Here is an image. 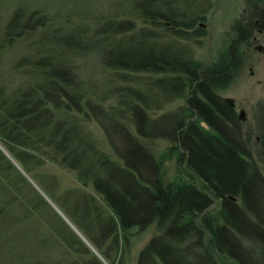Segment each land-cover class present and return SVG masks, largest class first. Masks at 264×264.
I'll return each mask as SVG.
<instances>
[{
	"label": "trees",
	"instance_id": "obj_1",
	"mask_svg": "<svg viewBox=\"0 0 264 264\" xmlns=\"http://www.w3.org/2000/svg\"><path fill=\"white\" fill-rule=\"evenodd\" d=\"M175 2L120 10L136 15L142 27L121 21L125 28L119 31L104 19L93 33L70 30V20L57 26L34 8L27 13L14 7L5 20L0 16V146L25 174L51 165L74 175L81 188L57 197L56 206L108 264H124L132 240L149 231L134 264H264V149L248 146L245 135L248 149L240 150L224 126L231 115L220 99L239 75L241 29L264 14V0H242L234 40L210 61L195 59L189 45L203 36L192 33L202 1L189 8ZM158 27L167 34L163 41L152 31ZM145 33L150 38L135 35ZM173 101L183 103L153 117ZM162 116L164 132L154 134ZM166 163L174 168L169 180L162 175ZM9 166L0 151V174ZM16 173L15 187L27 198L17 206L20 214L0 202V256L9 264H25L27 256L45 264H88L90 254L100 264ZM32 179L54 196L44 178ZM43 207L51 211L45 214L50 228L45 224L49 233L40 238L25 225ZM25 236L46 251L38 244L25 254L3 251V241L22 244Z\"/></svg>",
	"mask_w": 264,
	"mask_h": 264
},
{
	"label": "rangeland",
	"instance_id": "obj_2",
	"mask_svg": "<svg viewBox=\"0 0 264 264\" xmlns=\"http://www.w3.org/2000/svg\"><path fill=\"white\" fill-rule=\"evenodd\" d=\"M155 1L157 0H0V8L6 6V9L4 11L1 12L0 10V16H2V19L5 20L8 17L11 9L14 7L24 9L27 13L31 10V8H34L37 10H43L45 13L42 15L44 16L46 15L47 17L55 18V23L57 24V26H61L65 23L66 20H70L71 23L74 25L69 28L70 30H75L77 29V27H85L93 33L95 23L99 22L100 19H104L105 21H114V29L119 31L125 28V25L119 23L121 21L134 23L136 29L142 27L140 21L137 20L136 15L134 16L127 12H125V14H122L120 13L122 12L120 10H127L129 12H132L139 8L142 9V6L148 8L149 5H151V3ZM198 1H202L205 7L209 8L207 12L203 15V18L205 17L207 27L201 31V34L203 36L201 38L196 39V41L190 42L189 45L191 47V50L193 51L192 55L195 59L200 61H210L214 59L217 52L224 45H226L232 40V24L239 18L240 13L242 11L241 8L243 7V2L242 0H208L205 1V3L204 0H176L175 3L179 4L177 8H180V3L182 5H186V7L189 8L193 6V4L194 6L197 5ZM167 3H169V1ZM36 19L40 20L41 18L38 17ZM116 22L118 23L115 24ZM52 31L53 30L51 29L50 32ZM152 31H154L158 35L161 41H163L167 37V34L161 27H158L157 29L155 28ZM61 33V31H58L56 34ZM192 33H196L195 35L199 34L195 30V28L192 30ZM135 35L142 36L144 39L150 38V36L146 33ZM139 41L140 40L137 39L136 43H138ZM178 43L179 42H177V44ZM246 59H250V57ZM252 62L256 64L254 67L256 79H260L261 81L264 80V65L261 62L259 64L258 58H253ZM248 73L249 72L247 66L246 68H244L241 78L233 82L227 94H225V97L233 99L236 103L243 102L247 98L257 100L258 98L263 97L261 92V86H258L255 83L253 84V82L247 77ZM252 87L254 88L252 89ZM182 103V101H173L167 104L162 110L155 112L153 111V117H159L162 114L165 115L168 112L176 111L182 105ZM164 117L165 116H162V118H160L157 122L158 126L151 130L154 134H160L164 132V128H162V125L166 122L165 120H167H164ZM88 127L93 132L94 136L99 141V143H101V145H104V135L102 134L99 127L93 123L88 124ZM157 145L162 147L164 144L157 143ZM1 149L3 150V148L0 146V151L2 152ZM8 160L11 166L8 167V170L7 172H5V174H0V202H5L8 206L12 208V212H15L16 214L19 208H17L19 203L21 204V201H25V197L27 198L26 191L21 194L19 189L17 190L15 187L14 175L17 177L16 170L20 171V173L23 175V178L28 182V184L33 187L37 192H39V194L44 198V200H46L49 206H51V208L58 215L59 213L57 211L60 210L56 206V200H59L57 197L64 193H71L72 190L81 188L80 184H78V182L75 180L74 175L66 170L59 169L51 165H45L42 166L39 170L34 171V173L25 174L18 165L16 166L14 164L11 159ZM162 175L163 179L165 180H169L171 179V177H173L174 168L172 163L165 164ZM33 176L44 178L46 182L49 183L50 188L53 190L52 192L54 193V196L50 195L49 193L46 195L37 186L35 180L32 179ZM48 210V208L43 207L42 211H33L30 213V216L27 217L28 220L25 226L29 227V230L31 232L33 230L40 232V238L44 237L47 233H49V231H45L47 229V226L49 227V225L45 221V214L51 215V211ZM18 213L20 214L19 210ZM62 215L64 216L63 213ZM59 216L61 217V215ZM8 217L13 218L14 216L12 213H10ZM64 222L67 224L66 221ZM45 224L47 226H45ZM13 229V235L15 233V238L17 240L20 237L21 226L18 224L17 228L15 227ZM150 235L151 232L149 231L146 232L144 235L135 237L132 240V251L130 252L129 257L124 264L135 263V258L138 250L143 246V244L147 241ZM4 237L7 238L8 236ZM25 237L26 238L22 244L19 241H12L10 245L7 240L3 241L4 246L7 249H4V246H2L3 251L7 252L8 250L13 249L14 252L17 251L18 253L25 254V250L26 252L28 250L30 251L37 244L42 247L44 251H46V245H43V243H36L32 238L28 236ZM83 244H85L89 252H91L95 256V258L100 262V264H108L92 245L88 243L90 245L89 247L86 243L83 242ZM29 251L27 253H29ZM77 259L78 258H75V260ZM52 260L54 261V259ZM85 260L88 264L89 262L91 264H94L92 262L94 260L90 254L85 257ZM37 261L41 262L42 264L48 263L43 259L37 260L29 256L23 257L21 259V262L25 264H34ZM64 263L65 262H63V264ZM0 264H9V261L7 259H3L0 256Z\"/></svg>",
	"mask_w": 264,
	"mask_h": 264
},
{
	"label": "flooded vegetation",
	"instance_id": "obj_3",
	"mask_svg": "<svg viewBox=\"0 0 264 264\" xmlns=\"http://www.w3.org/2000/svg\"><path fill=\"white\" fill-rule=\"evenodd\" d=\"M194 25L198 33L207 27L206 21L203 22L200 19L196 21ZM239 36L244 42L245 50L241 52V57L239 59L237 58V66L240 70L235 80L241 78L244 68L248 66L249 73L247 77L253 84L255 83L261 86L263 97L257 100L247 98L243 102L236 103L233 99L225 97L231 85L225 91L220 92V99L223 103V107L228 109L231 115V121L225 120L226 123H224V126H227V130L233 133L237 145L240 144L242 146L240 150L246 151L248 149L242 145V137L248 135L249 141L247 145L250 147L252 145L253 149L256 151L262 148L264 149V130H262L264 126V80L261 81L260 79H256L254 72L256 64L252 62V59L258 58L259 64L261 62L264 65V14L258 19H255L249 29L242 28ZM248 57H250V59H246ZM253 88L254 87H252V89ZM207 127L212 131L211 127ZM238 136H240V138Z\"/></svg>",
	"mask_w": 264,
	"mask_h": 264
},
{
	"label": "water",
	"instance_id": "obj_4",
	"mask_svg": "<svg viewBox=\"0 0 264 264\" xmlns=\"http://www.w3.org/2000/svg\"><path fill=\"white\" fill-rule=\"evenodd\" d=\"M2 150V149H1ZM2 152L5 154V156L8 158V159H11L14 164L17 166V164L15 163V161L7 154L6 151L2 150ZM59 213V215H61V217L64 219V221L67 222V224L71 227V229L78 235V237L84 242L86 243L89 247L90 245L87 243V241L84 239V237L76 230V228L74 226H72V224L69 223V221L62 215V213L60 211H57Z\"/></svg>",
	"mask_w": 264,
	"mask_h": 264
},
{
	"label": "bare ground",
	"instance_id": "obj_5",
	"mask_svg": "<svg viewBox=\"0 0 264 264\" xmlns=\"http://www.w3.org/2000/svg\"><path fill=\"white\" fill-rule=\"evenodd\" d=\"M205 1H208V0H204V2ZM203 3V2H202ZM206 3V2H205ZM203 5V8H205V9H203V11H202V14L200 15V20L201 21H203V22H205V17L203 18V15H204V13H206L207 12V10L209 9L208 7H205V5H204V3L202 4ZM188 13V12H187ZM191 14V13H190ZM193 14V13H192ZM232 40H234V39H232ZM245 57V56H244ZM242 61H244V60H242ZM245 63V62H244ZM243 63V64H244ZM264 127V126H263Z\"/></svg>",
	"mask_w": 264,
	"mask_h": 264
}]
</instances>
